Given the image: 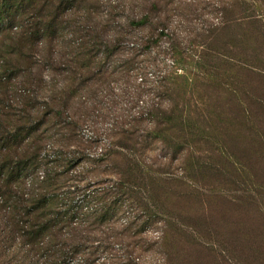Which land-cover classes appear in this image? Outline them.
<instances>
[{"label":"rangeland","instance_id":"rangeland-1","mask_svg":"<svg viewBox=\"0 0 264 264\" xmlns=\"http://www.w3.org/2000/svg\"><path fill=\"white\" fill-rule=\"evenodd\" d=\"M259 1L37 0L40 34L34 42L0 49L8 51L0 53V130L28 127L32 132L23 147L59 159L45 163L43 170L53 166L61 181L71 178L78 186L111 187L122 162L115 152L131 138L130 151L147 173V182L164 197L166 210L180 216L145 222V211L155 203L139 180L132 191L136 198L122 199L124 206L114 219L99 226L92 219L86 222L97 229L86 230L89 240L116 239L114 249L97 255L93 264H230L214 236L201 239L191 233L195 214L212 228L213 215L232 212L223 207L213 215L207 209L203 213L202 200L215 205L222 199L211 191L214 182L218 186L222 181L185 172L215 140L207 137L174 152L173 144L146 138L156 136L160 117L167 121L162 127L177 116L200 117L194 132L204 135L211 123L208 117L218 112H262L245 96L250 90L264 101V71L259 69L264 62V0L262 8ZM52 17L57 23L50 32L44 23ZM5 41L17 42L9 37ZM235 90L243 105L231 99ZM182 147L188 150L182 152ZM260 182L264 185V175ZM25 187L14 185L17 196L22 189L32 191ZM80 198L75 196V201ZM4 213L0 205V229ZM180 225L185 230L176 239L171 231ZM162 228L168 232L163 240ZM79 260L77 256L69 264Z\"/></svg>","mask_w":264,"mask_h":264},{"label":"trees","instance_id":"trees-1","mask_svg":"<svg viewBox=\"0 0 264 264\" xmlns=\"http://www.w3.org/2000/svg\"><path fill=\"white\" fill-rule=\"evenodd\" d=\"M257 5L262 8V0ZM37 8V0H0V49L23 47L25 41L34 42L36 35L40 34V21L36 14L40 9ZM56 23V17L48 18L44 23L45 29L54 31ZM8 37L17 42L7 43ZM251 51L254 57L256 51ZM5 52L8 51H0L1 54ZM253 62L251 60L252 65L258 68ZM261 66L259 69L264 71V62ZM245 96L260 105L262 112L246 109L236 113L218 112L208 117L211 123L209 129L205 128L206 132L202 129L204 135L194 132L200 117L177 116L168 121L170 127H162L167 121L160 117L161 128L155 126L156 136L147 135L146 141L156 139L173 144L174 152H178V146L207 140V137L215 140L214 147L209 148L196 163L187 166L185 172L207 179L218 177L222 181L218 186L214 182L211 189L214 197L222 199H218L215 205L202 200L203 213L207 209L213 215V211L223 207L232 209V212L228 216L225 212L217 218L213 215L212 228L204 217L195 214L196 222L194 227L191 226V233L201 239L214 236L215 246L230 264H264V185L260 182L264 175V101L260 97L255 98L250 90ZM240 97L238 90L233 91L231 99L241 103ZM31 132L28 127H18L10 133L0 130V157L5 152L4 158H0V205L7 213H4L6 216L0 229V264H69L77 256L80 257L78 264H93L97 255L114 249L116 239L106 243L89 240L86 230L97 229L89 228L86 222L92 219L91 223L99 226L114 219L124 206L122 199L136 198L132 191L139 180L142 189L148 192L147 197L155 203L154 209L150 207L152 210L145 211V222L168 221L170 217L180 219V216L175 217L166 210L164 197L153 190V182L148 183L147 173L137 166L130 151L133 139H125L119 151L115 152L117 156L122 155V162L117 166L118 181L108 188L90 189L69 182L71 178L61 181L62 174H57L53 166L43 170L45 163H57L59 159L55 154L42 157L39 149L29 153L30 148L23 146ZM238 137H241L239 142L244 143L242 147L239 142H234ZM22 148L24 153L19 156ZM181 150L188 149L182 147ZM257 158L261 161L257 162ZM72 163L73 160L67 161L69 168L73 167ZM257 164L261 166L256 168ZM16 183L22 187L28 185L32 191L22 189V195L17 196V191H14ZM114 193L120 194L117 199L101 201V198ZM80 194V200L75 201V196ZM95 200L99 204L92 206ZM131 224L127 225L129 230ZM183 228L185 225L176 227L171 236L180 239L178 236L185 230ZM161 234L162 240L168 236L163 228ZM120 238L122 240L123 237Z\"/></svg>","mask_w":264,"mask_h":264}]
</instances>
